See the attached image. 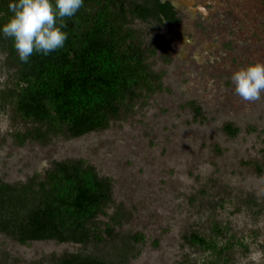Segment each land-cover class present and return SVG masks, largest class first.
<instances>
[{
    "label": "rangeland",
    "instance_id": "374dc122",
    "mask_svg": "<svg viewBox=\"0 0 264 264\" xmlns=\"http://www.w3.org/2000/svg\"><path fill=\"white\" fill-rule=\"evenodd\" d=\"M194 2L195 8L181 6L174 23L131 19L142 46L155 49L146 62L162 86L122 109L107 128L76 138L16 139L34 124L17 117L4 95L17 66L0 44V180L26 181L54 160L83 158L112 180L113 202L98 216L100 225L118 208L127 214L114 230L119 236L95 247L20 244L0 234V264L74 252L104 256L123 242L129 253L121 264H197L210 256L189 243L193 233L231 240L235 264H264V93L245 102L231 80L241 66L264 61V0ZM226 122L240 128L237 135L223 131ZM214 224L228 229L217 234ZM136 233L144 239L128 238Z\"/></svg>",
    "mask_w": 264,
    "mask_h": 264
},
{
    "label": "trees",
    "instance_id": "16d2710c",
    "mask_svg": "<svg viewBox=\"0 0 264 264\" xmlns=\"http://www.w3.org/2000/svg\"><path fill=\"white\" fill-rule=\"evenodd\" d=\"M10 2L0 0V44L17 69L12 87L5 94L0 90V97L4 94L10 99L17 117L34 124L32 131L14 133L19 142L28 138L45 141L58 135L76 138L107 128L112 118L122 109H131L142 94L161 88L160 74L146 62L155 49L144 48L129 25L132 18L176 22L175 13L159 0H151L152 5L146 1L83 0L75 15L63 20L64 46L47 55L34 51L27 62L20 60L13 39L2 32L3 23L12 15ZM187 103L195 119L202 116L194 101ZM222 129L231 137L240 131L230 122ZM112 202L110 177L100 176L83 158L54 160L26 181L0 180V234L20 244L53 240L100 246L119 236L114 230L127 218L118 208L100 225L98 216L106 214ZM213 229L221 234L228 228L214 224ZM128 238L142 241L144 236L136 233ZM188 241L210 256L197 264H235L229 256L234 245L231 240L222 242L217 236L193 233ZM127 246L126 242L114 243L104 256L64 253L34 264H121L128 256Z\"/></svg>",
    "mask_w": 264,
    "mask_h": 264
},
{
    "label": "clouds",
    "instance_id": "9594fccd",
    "mask_svg": "<svg viewBox=\"0 0 264 264\" xmlns=\"http://www.w3.org/2000/svg\"><path fill=\"white\" fill-rule=\"evenodd\" d=\"M83 6V0H12V12L2 25V32L13 39L23 62L35 52L45 55L62 48L67 34L62 30L64 18H70ZM60 20L61 24H57ZM235 93L245 102H256L264 93V61L238 68L231 77Z\"/></svg>",
    "mask_w": 264,
    "mask_h": 264
},
{
    "label": "flooded vegetation",
    "instance_id": "af4514ba",
    "mask_svg": "<svg viewBox=\"0 0 264 264\" xmlns=\"http://www.w3.org/2000/svg\"><path fill=\"white\" fill-rule=\"evenodd\" d=\"M144 1H146V4L152 5L151 0H142L140 2H144ZM159 2L163 4V6L168 7V9L172 10L177 17H178L181 6L190 7L191 5L192 8H195L197 4V3L195 4L194 0L190 2V5L187 3L181 2L180 0L179 1L178 0H159ZM165 7H164V10H165Z\"/></svg>",
    "mask_w": 264,
    "mask_h": 264
}]
</instances>
